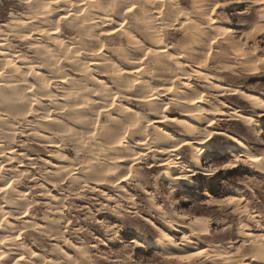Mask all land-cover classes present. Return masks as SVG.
Returning a JSON list of instances; mask_svg holds the SVG:
<instances>
[{
	"label": "bare ground",
	"instance_id": "bare-ground-1",
	"mask_svg": "<svg viewBox=\"0 0 264 264\" xmlns=\"http://www.w3.org/2000/svg\"><path fill=\"white\" fill-rule=\"evenodd\" d=\"M193 2L194 19L176 0H25L29 16H13L10 23L0 26V126L4 132L1 138L4 140L6 133L18 128L14 120L20 116L23 121L38 119L39 127L35 131H40H37L38 138L48 148L58 147L60 136L63 141L71 138L77 142L94 129L101 153L90 159L80 154L72 158L56 153L58 160L55 161L66 165L56 166L51 175L55 182L67 174L71 182L78 183L81 177L74 166L81 164L84 182L92 184L100 195L107 196L109 202L119 197H134L123 184L132 179L134 165L141 164L149 152L157 157L153 158L149 168L158 169V191L161 190L160 181H168L177 187L193 185L194 178L200 174L215 175L219 170L235 172L241 165L264 176V152L258 153L252 144L244 143L235 135L213 129L224 119L238 121L260 138L255 118H264V101L238 87L224 86L215 74L219 72L207 69L210 58L229 54L244 73L252 74L259 68L264 70V60L256 61L245 55L238 42L227 38L221 26L224 22L216 19L213 12L223 7L221 16L227 22L230 17L226 10H240L248 2L253 7L263 6L264 0H238L225 6L214 0ZM207 2L212 4L213 14L207 13ZM262 15L258 24L264 33V10ZM63 22H70L72 29H63ZM182 23L184 29L191 28L186 34L187 44L182 41L170 44L162 27ZM9 36L23 42L31 41L30 49L38 53L40 62L11 46L7 42ZM213 47L220 51L214 52ZM61 68L77 71L86 79H73L66 84V72ZM191 77L196 79L197 85L190 83ZM53 82L63 83L66 87H60L62 98L56 105L42 104L50 101L46 96L56 93ZM204 87L208 94L203 92ZM234 98L249 105L253 115L255 112L262 115L248 116L243 114L248 112L234 109L228 104ZM55 108L60 110L57 114H62L63 119L49 114L50 109ZM93 123L98 125L93 126ZM218 138H224L230 144V160L219 167L207 168L202 158L211 152L209 144ZM4 142L0 140V264L26 263V258L41 262L43 257L26 241L19 243L16 232L22 228L10 222L18 215L19 219L29 216L24 207L30 193L23 185L26 179L14 170L18 156L14 155L13 147ZM185 149H189L188 162L181 157ZM27 155L21 153L19 157L34 160ZM101 155L106 162H100ZM52 156L48 157L54 159ZM137 184L142 193L150 197V192L141 183ZM98 186L115 188L117 197L110 199ZM74 188L69 190L74 191ZM235 201L237 198L233 197L228 203L234 205ZM3 203L7 204L3 206ZM152 207L167 230L152 219H145L157 233L150 244L169 257L176 256L178 246L189 247L191 241L186 238L182 241L185 244L178 245L168 231L181 233L176 227L179 226L193 235L206 233L200 218L187 221L180 216L179 220L157 203ZM22 209L25 210L21 212ZM48 225L51 227L46 231L52 229L48 233H59L56 223ZM240 233L243 235L240 237L256 242L253 253L264 260V234L254 236L242 229ZM66 243L76 253L68 260L69 264H91V259L82 257L79 242L67 240ZM5 244L9 246L6 248ZM131 244L135 250H146L137 240ZM220 253L217 249L199 248L194 255L205 261L213 258L212 261L219 262L223 260ZM238 261L232 264H250ZM54 263L49 261L48 264Z\"/></svg>",
	"mask_w": 264,
	"mask_h": 264
},
{
	"label": "rangeland",
	"instance_id": "rangeland-1",
	"mask_svg": "<svg viewBox=\"0 0 264 264\" xmlns=\"http://www.w3.org/2000/svg\"><path fill=\"white\" fill-rule=\"evenodd\" d=\"M176 1L185 8L188 16L194 19L193 16L196 11L194 10L193 0ZM214 1H217L218 5L225 6L238 0ZM250 3L248 2L240 10H226L225 12L230 17L227 22L221 16L223 7L213 12L216 19L224 22L221 26L225 29L227 38H233L235 42H238L245 55L256 61H261L264 60V33H262L263 30L258 22L260 23L263 18L264 5L253 7V4ZM207 4V13L213 14V12L211 13L212 4L208 2ZM27 13L25 0H0V26L10 23L9 21L13 19V16H29ZM70 24V22L68 24L63 22V29H66V27L72 29ZM182 25L183 23L162 27L164 36L166 40L169 39L170 44L178 41L186 43V34L190 32L191 28L184 29ZM218 38H220V35ZM7 42L11 46L14 45L16 50L25 52L29 58L33 57V60L40 62L38 53L34 49H30L32 48L31 41L23 42L9 36ZM44 43L45 41L42 44ZM212 50L216 53L220 51L217 47H213ZM234 62H236V59L230 57L229 54L223 57L214 56L210 58L207 69L217 70L219 73L215 74L224 86L238 87L245 92L257 95L264 101V70L259 68L252 74H247ZM61 69L64 73L66 72L64 81V83L67 82L66 84L73 79L74 81L86 79L77 71L73 72L74 70L70 71L68 68ZM219 69H221V72ZM190 83L197 85L196 79L193 77L190 78ZM51 84L56 93L52 91L54 94L46 96L50 101L42 104L56 105L59 103L58 99L62 98L59 93H61L60 87H64L63 83L53 82ZM203 92L208 94V89L204 87ZM228 104L234 109L239 108L242 113L243 111L248 112L243 113L244 115L253 117L262 115V113L257 112L254 115L250 113L251 107L240 102L238 98H234L233 102ZM50 111L49 114L52 116L60 120L63 119L62 114H57L60 111L59 109H50ZM256 113L257 115H255ZM19 118L14 120L17 124L16 128H18L6 133L4 140L1 138L4 132L0 126V140L5 141L4 143L7 146L13 147V153L19 159V161H16L17 165H15L14 170L21 174V178L26 179L23 185L28 194L30 193L26 196L27 201H25L26 206L24 207L29 216L19 219L20 215H18L16 216L17 219L10 221L22 228L16 232L20 238L19 243L23 240L26 241L28 246L39 253L44 260L39 262L26 258L27 264H48L49 261H55L54 264H59L60 261L69 264L68 260L71 256H76V253L70 245L68 246L67 240L79 242L83 250L82 257L91 259V264H232L238 260V262L243 260V262L250 264H264V260L254 255L253 246L256 242L245 239V236L240 237L241 233L239 235L240 229L249 231L254 236L264 234V176L253 173L250 169L247 170L246 166L241 165L235 172L219 170L215 175L204 176L200 174L194 178L193 185L177 187L170 185L168 181H160L161 190L158 191L156 188L158 169L149 168L153 164L151 161L157 157L153 156V152H149L141 164L134 165L132 179H127V182L123 184L128 193L134 196L133 198H116L118 193L115 188L108 189L98 186L101 190L106 191L110 199L116 198L109 202L107 196H102L93 189L92 184L84 182L81 164L74 166V168H78V177H81L78 183L71 182L67 174H64L58 180V182H61L58 183L53 181L55 177L51 175L54 174L56 166L66 165L55 161L58 160V154H67L72 158L80 154L90 159L101 153L100 142L94 133V129H91L88 134L77 142L71 138H66L67 141H63L61 136L59 137L56 134L60 140L59 146L48 148L38 138V132L40 131H35L39 127L38 119L30 118L28 121H23ZM255 120L260 126L256 127L257 133H261L260 138L256 137L255 134H251L248 127L238 121L228 122L224 119L220 123L221 125L213 129L235 135L244 143L252 144L258 153H263L264 118L258 117ZM97 125L93 123V126ZM229 145L224 138L214 139L209 144L211 152L202 158L203 165L207 168H215L228 162L231 156ZM21 153L28 154V158L34 160L26 161V158H20ZM49 155H54L55 158H49ZM181 155L182 158L187 160L186 162L190 160L189 149L183 150ZM15 156L12 158L15 159ZM100 162H106L102 155ZM18 166L20 167L17 168ZM5 169L9 170L8 167ZM2 174H5V172L3 171ZM137 183H141L145 190L150 192V197L142 193ZM72 186L75 187L74 191L69 190ZM207 187H211L217 196L212 195L206 189ZM25 188L24 190H26ZM233 197H236L237 201L234 205H229L228 200ZM240 197L245 199L241 200ZM223 200L225 202H220ZM153 203H157L167 210V213L174 215L179 220H181V217L187 221L196 217L200 218L206 227V233L201 236L193 235L190 230L176 226L181 233L168 231L174 237L176 244H185L182 241L188 238L191 245L186 248L178 246V249H175V257H169L161 253L158 248L150 244L151 240L156 238L157 233L144 221L148 218L152 219L167 230L162 224L157 211L153 209ZM214 203L219 204L214 205ZM6 204L3 203V206ZM25 209H22L21 212ZM244 209L248 211H242ZM9 216L13 218V215ZM48 223H56L57 226H54L57 227L59 233L54 235L48 233L52 230L46 231L49 226L51 227ZM205 235L208 236L205 237ZM133 240L142 243L146 250H135L131 244ZM6 246L9 245L5 244ZM199 248L213 251L217 249L221 251L219 256L223 260L218 262L212 261L213 258H211V261H205L203 257H195V250ZM26 263L19 262L17 264Z\"/></svg>",
	"mask_w": 264,
	"mask_h": 264
},
{
	"label": "trees",
	"instance_id": "trees-1",
	"mask_svg": "<svg viewBox=\"0 0 264 264\" xmlns=\"http://www.w3.org/2000/svg\"><path fill=\"white\" fill-rule=\"evenodd\" d=\"M206 189H208V191H209L212 195L217 196V195H216V192H215L211 187H207Z\"/></svg>",
	"mask_w": 264,
	"mask_h": 264
}]
</instances>
